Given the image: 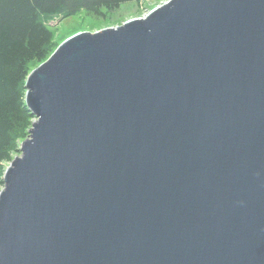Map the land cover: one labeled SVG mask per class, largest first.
Listing matches in <instances>:
<instances>
[{
  "label": "water",
  "instance_id": "obj_1",
  "mask_svg": "<svg viewBox=\"0 0 264 264\" xmlns=\"http://www.w3.org/2000/svg\"><path fill=\"white\" fill-rule=\"evenodd\" d=\"M25 90L0 264H264V0L75 33Z\"/></svg>",
  "mask_w": 264,
  "mask_h": 264
},
{
  "label": "trees",
  "instance_id": "obj_2",
  "mask_svg": "<svg viewBox=\"0 0 264 264\" xmlns=\"http://www.w3.org/2000/svg\"><path fill=\"white\" fill-rule=\"evenodd\" d=\"M140 0H0V189L6 163L29 135L34 116L25 103L31 64L53 52L45 21L80 11H112Z\"/></svg>",
  "mask_w": 264,
  "mask_h": 264
},
{
  "label": "rangeland",
  "instance_id": "obj_3",
  "mask_svg": "<svg viewBox=\"0 0 264 264\" xmlns=\"http://www.w3.org/2000/svg\"><path fill=\"white\" fill-rule=\"evenodd\" d=\"M166 1L168 0H140L139 2L124 3L112 11L105 9L100 13L80 11L68 16H55L45 21L52 34L50 49L54 51L64 39L75 33L94 32L121 25L129 19L144 17L150 10ZM37 64L36 62L32 63L31 68H35ZM18 154L19 151L14 152L13 156Z\"/></svg>",
  "mask_w": 264,
  "mask_h": 264
}]
</instances>
